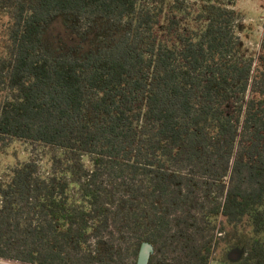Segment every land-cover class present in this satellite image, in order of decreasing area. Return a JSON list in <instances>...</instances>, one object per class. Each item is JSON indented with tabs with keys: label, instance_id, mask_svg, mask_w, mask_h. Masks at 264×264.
<instances>
[{
	"label": "trees",
	"instance_id": "trees-1",
	"mask_svg": "<svg viewBox=\"0 0 264 264\" xmlns=\"http://www.w3.org/2000/svg\"><path fill=\"white\" fill-rule=\"evenodd\" d=\"M235 0H0V261L210 264L225 227L264 264V36L239 51ZM128 28L78 59L42 47L59 15ZM1 158V157H0ZM84 160L89 163L85 166Z\"/></svg>",
	"mask_w": 264,
	"mask_h": 264
},
{
	"label": "rangeland",
	"instance_id": "rangeland-1",
	"mask_svg": "<svg viewBox=\"0 0 264 264\" xmlns=\"http://www.w3.org/2000/svg\"><path fill=\"white\" fill-rule=\"evenodd\" d=\"M240 15L235 33L239 38L240 55L253 59L258 65L261 42L264 36V0H235V8ZM0 21V40L2 36ZM131 37L128 28L123 25H112L109 21L97 19L92 23L82 22L72 15H59L52 18L45 26L42 47L52 57L70 56L81 59L94 51H100L118 43L121 38ZM45 149L38 148L23 141H13L6 153L0 157V179L8 173L9 167L16 163H33L39 174L49 171L48 154ZM85 166L89 163L84 160ZM218 218L214 235L218 248L213 253L210 264H236L242 258L249 236L245 231L225 227L219 232ZM0 264H14L0 261Z\"/></svg>",
	"mask_w": 264,
	"mask_h": 264
},
{
	"label": "water",
	"instance_id": "water-1",
	"mask_svg": "<svg viewBox=\"0 0 264 264\" xmlns=\"http://www.w3.org/2000/svg\"><path fill=\"white\" fill-rule=\"evenodd\" d=\"M152 253V245H150L149 243H143L140 247L136 264H148Z\"/></svg>",
	"mask_w": 264,
	"mask_h": 264
}]
</instances>
